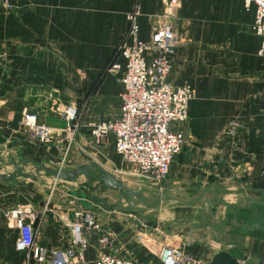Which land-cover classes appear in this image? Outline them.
Wrapping results in <instances>:
<instances>
[{
  "label": "crops",
  "instance_id": "0c3cea01",
  "mask_svg": "<svg viewBox=\"0 0 264 264\" xmlns=\"http://www.w3.org/2000/svg\"><path fill=\"white\" fill-rule=\"evenodd\" d=\"M168 1L11 0L10 7L0 6V134L7 140L0 161L31 160L62 170L97 164L120 178L126 166L117 164L112 136L97 142L90 130L119 112L125 62L118 46L132 41L126 16L138 13L137 39L149 42ZM176 1L168 80L189 85L194 97L183 126L186 143L155 188L168 193L162 199L179 201L210 191L189 205L163 202L172 205L154 218H137L84 206V194L76 192L83 177L72 183L52 178L45 181L49 191L37 179H0V264L26 263L25 253L15 248L19 231L9 216L15 208L33 213L35 245L47 250L67 246L65 223L74 211L94 214L99 228L88 235L83 255L90 264L100 254L160 264L162 245L180 249L195 264H264V236L230 233V222L245 214L255 215L251 226L264 235V56L251 32L255 6L243 0ZM113 63H119L118 72H110ZM65 106L76 111L71 144L60 114ZM25 111L56 132L50 144L39 145L22 125ZM233 119L241 129L229 137L224 132ZM5 165L0 163V173H12ZM61 188L68 196L51 200Z\"/></svg>",
  "mask_w": 264,
  "mask_h": 264
},
{
  "label": "built area",
  "instance_id": "2783aa9c",
  "mask_svg": "<svg viewBox=\"0 0 264 264\" xmlns=\"http://www.w3.org/2000/svg\"><path fill=\"white\" fill-rule=\"evenodd\" d=\"M11 0H0V6L10 7ZM246 6H255L251 32L260 38L258 54L264 56V0H243ZM177 8L176 0H169L165 7L163 21L152 26L149 42L137 39V12L126 16L130 45L121 43L119 55L124 60V70L120 77L122 92L119 95V112L109 122L92 125L90 134L94 141L111 135L114 150L131 175L148 183L162 184L169 173L170 165L181 152L186 137L183 126L187 121L189 102L194 90L189 85L173 86L168 78L171 62L168 58L175 47L171 18ZM110 72L120 70L119 63H113ZM66 122L65 140L71 144L74 140L76 111L65 106L60 111ZM172 124L182 128L173 131ZM22 125L30 131L39 145H48L54 140L56 132L37 121V116L25 111ZM241 129L239 121H228L225 135L234 137ZM264 176V170L261 173ZM13 226L19 231L16 250L25 253L26 263L37 264H90L84 258L89 246L88 235L99 228L96 216L86 210H76L71 220L65 223L68 229L67 246L60 249H42L35 245L31 211L22 208L12 209L9 213ZM65 240V236L62 235ZM160 264H195L191 257L180 249L162 245L159 249ZM93 264H134L114 256L100 254Z\"/></svg>",
  "mask_w": 264,
  "mask_h": 264
},
{
  "label": "rangeland",
  "instance_id": "374dc122",
  "mask_svg": "<svg viewBox=\"0 0 264 264\" xmlns=\"http://www.w3.org/2000/svg\"><path fill=\"white\" fill-rule=\"evenodd\" d=\"M12 156L13 155H10L8 157L10 158ZM14 156L16 157V155H14ZM122 163L123 162L118 157L117 158L118 166H120V167L124 166V165H122ZM2 165H5V163ZM5 166L7 168L13 169L9 163H6ZM23 168L26 169V172L22 171ZM20 171L27 173L29 175H32V176L36 175L37 176L36 179L38 181H40V183L45 187L44 191H49V190H46L48 185L46 184L45 181L52 180L51 177H49L45 174L37 175L34 167H32V166H23L20 168ZM3 174H5V173H3ZM117 176L120 177V178H118V180L123 184V186L126 189H129L132 191H140L143 194V196L145 197L146 203H148V204L154 203V204L152 206L146 207V206H143L142 204H140L137 199L132 198V197L124 200V199H122V197L118 191H111V190L101 191L102 185H100L99 183H96V182H92V184L90 185V188L92 189V192L90 194L92 196H94L95 198L106 199V202H107L106 205H109V206L113 205V206L122 207V209H120V210H123L125 214H131L133 216H136L137 218H146L147 216L154 218L160 213V211L162 209H164L162 207H169V205H172V204H165V203H155V202L161 200L162 197H166L168 195V193H166L165 191L160 192L155 188L154 184L148 183L141 178H138L136 176L131 175L127 168H125L123 170V172H120V174H118ZM20 179H24V178H20ZM27 181H33V180L28 179ZM84 183H86V182L84 181ZM76 192H81L82 194L87 196L89 193V190L83 184H80V185H77ZM46 193L44 195H46ZM59 196L67 197L68 196V190L64 189V188H61L60 190L58 189V191L55 190L54 193L52 194L51 200L56 199V197L59 198ZM184 200H188V198H184ZM170 203H173V202H170ZM258 216H261V215H258ZM230 223H231L230 233L244 234V233L248 232V233H253L255 235L257 234L263 239L262 236H264V235H262L261 233H258L259 229L258 228L257 229L252 228V226H251L253 223H257V221L255 220V215H253V217L252 216L250 217V215L243 214V215L237 216V218L234 219L233 221H231ZM260 225L264 228V221H262L260 223Z\"/></svg>",
  "mask_w": 264,
  "mask_h": 264
},
{
  "label": "water",
  "instance_id": "95a60500",
  "mask_svg": "<svg viewBox=\"0 0 264 264\" xmlns=\"http://www.w3.org/2000/svg\"><path fill=\"white\" fill-rule=\"evenodd\" d=\"M6 143H7L6 138L0 134V145H5ZM0 163L4 164L3 161H0ZM9 164L12 166L13 172L10 174L0 173V179L10 180V181L19 179V178L33 179V180L36 179L37 176H32V175H29L27 173L20 171V167L26 166L28 164H31L34 167L37 175L45 174L53 178L55 181L72 183V182L77 181L79 177H83L86 182L84 183V186L87 187L89 190L88 196L82 195V197L86 201L83 205L86 207H90V204L93 203L101 207H106L109 210L122 209V207H119V206L106 205L107 202H106V199L104 198H95L94 196H92L90 194L92 192V189L90 188V185L92 184V182H96L102 185L101 191H104V190L118 191L122 199L124 200L132 197V198L137 199L140 204L146 207L152 206L154 204V203H149V204L146 203L145 197L140 191H132V190L126 189L117 178H115L111 173H109L107 170L103 169L101 166L97 164L77 167L73 170H62V169L50 168V167H46L42 164L36 163L35 161H31V160H23L20 163H15L11 161ZM92 175H95V176H92ZM206 191H210V189L206 188L202 190L191 201H182V200L179 201V200L172 199V198L171 199L163 198L155 203H163L167 201H177L179 203L189 205L193 201H198ZM217 198L219 197L217 196Z\"/></svg>",
  "mask_w": 264,
  "mask_h": 264
}]
</instances>
